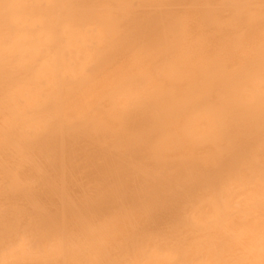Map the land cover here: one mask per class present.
<instances>
[{
  "label": "bare ground",
  "instance_id": "6f19581e",
  "mask_svg": "<svg viewBox=\"0 0 264 264\" xmlns=\"http://www.w3.org/2000/svg\"><path fill=\"white\" fill-rule=\"evenodd\" d=\"M0 264H264V0H0Z\"/></svg>",
  "mask_w": 264,
  "mask_h": 264
}]
</instances>
